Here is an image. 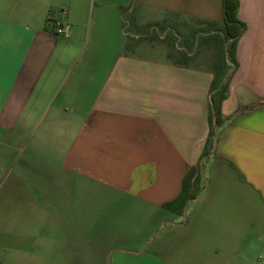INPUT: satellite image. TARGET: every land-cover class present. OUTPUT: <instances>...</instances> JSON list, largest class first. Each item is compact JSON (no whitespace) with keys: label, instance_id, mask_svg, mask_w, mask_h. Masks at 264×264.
Instances as JSON below:
<instances>
[{"label":"crops","instance_id":"1","mask_svg":"<svg viewBox=\"0 0 264 264\" xmlns=\"http://www.w3.org/2000/svg\"><path fill=\"white\" fill-rule=\"evenodd\" d=\"M131 1L0 0V145L20 150L24 164L54 162L64 176L111 188L105 200L121 204L108 215L115 225L92 234L115 241L104 247L112 264H264V0H239L245 29L222 121L183 218L162 204L208 134L212 69L226 45L212 38L221 0H133L135 25L207 27L215 44L200 64L191 51L185 61L167 50L160 59L130 54Z\"/></svg>","mask_w":264,"mask_h":264},{"label":"rangeland","instance_id":"2","mask_svg":"<svg viewBox=\"0 0 264 264\" xmlns=\"http://www.w3.org/2000/svg\"><path fill=\"white\" fill-rule=\"evenodd\" d=\"M133 5L132 0L124 14L130 54L160 59L167 50L179 60L181 52L191 51L192 59L198 57L200 64L208 56L206 49L223 40L220 26L210 44L204 34L207 27L196 24L176 28L168 25L169 20L161 25L145 20L135 25ZM185 44L188 47L183 50ZM24 158L20 150L0 145V264H112V251L104 247L115 241L104 232L92 234L95 229L105 231L115 225L108 215L121 204L105 200L113 193L111 188L93 178L74 179L72 173L70 178L64 176L54 162L42 166L31 160L24 164ZM188 209L186 205L184 213L176 216L183 218Z\"/></svg>","mask_w":264,"mask_h":264},{"label":"trees","instance_id":"3","mask_svg":"<svg viewBox=\"0 0 264 264\" xmlns=\"http://www.w3.org/2000/svg\"><path fill=\"white\" fill-rule=\"evenodd\" d=\"M238 6L239 0H221V31L222 39L225 40L226 45L218 49L217 58L212 69V79L209 86L208 134L199 159L189 167L181 179L179 193L174 199L162 204L163 208L177 214L184 213L187 203L198 195L205 183L203 176L204 160L212 152L216 140L217 127L222 121L220 103L227 96L229 74L236 66L234 56L236 40L245 29V23L237 16Z\"/></svg>","mask_w":264,"mask_h":264},{"label":"built area","instance_id":"4","mask_svg":"<svg viewBox=\"0 0 264 264\" xmlns=\"http://www.w3.org/2000/svg\"><path fill=\"white\" fill-rule=\"evenodd\" d=\"M53 29L57 34L63 35L66 34L67 25L65 22H62L61 20H55L53 22Z\"/></svg>","mask_w":264,"mask_h":264}]
</instances>
